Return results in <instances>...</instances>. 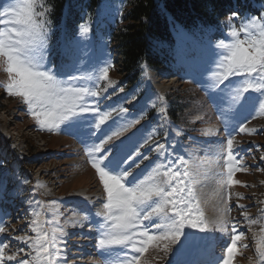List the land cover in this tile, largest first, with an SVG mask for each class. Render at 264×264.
<instances>
[{"label": "rangeland", "instance_id": "obj_1", "mask_svg": "<svg viewBox=\"0 0 264 264\" xmlns=\"http://www.w3.org/2000/svg\"><path fill=\"white\" fill-rule=\"evenodd\" d=\"M12 2L13 0H0V11ZM43 3L48 9L45 18L49 21L43 46L47 54L44 68L53 70L58 79L65 80L66 75H92L95 78L100 69L108 67L107 80H99L95 87L100 94L88 98L89 103L98 102L100 112L126 108L129 119L137 118L143 113L146 118L136 127L142 126L144 135L152 133L157 143L165 144V155L162 157L154 152L155 145L143 149L150 159L144 161L134 175L146 174L157 162L167 164L170 160L177 161L173 167H179L183 172L184 167L179 165L177 158L189 162L192 178L187 187L193 189L208 229L200 231L186 226L167 254L162 251L163 243H167L164 241L160 248L149 247L142 261H147L148 264H185L197 248L205 246L210 232L207 218L213 213L210 207L213 198L210 195L206 201L200 199V192L203 191L201 188L205 186L202 183L208 185L212 173L207 169L212 167L214 156L218 152L222 166L220 180L226 178L222 145L231 136L235 140L237 159L242 160L243 166L248 170L235 173L234 179L240 183L231 188L216 183L219 191L214 200H225L220 208V216L226 223L224 228L227 231L221 233L215 243L221 237L226 238L222 242L226 245L220 247L218 253L219 258H223L225 250L230 246L234 227L235 234L241 235L242 239L237 243L238 254L233 264H257V238L264 229V159H261L264 157V114L258 109L254 110L260 102H264V91L250 90L235 108L230 109L233 87L241 85L245 79L255 78L232 77L231 83L226 81L218 91L210 89L209 85L213 82L212 73L222 71L218 68V63L224 50L218 48L217 44L221 40L231 42L230 33L234 28L238 29L251 19L264 17V4L258 5V13L233 12L222 17L217 25L199 31L189 32L175 23V42L167 66L155 68L145 65L139 77L132 79L125 76L117 51L111 47V28L119 19L123 0H103L92 13L82 12L80 19L70 25L54 24L48 0H43ZM3 27L5 25L0 24V29ZM85 27L90 31L82 35L81 30ZM240 38H244L243 34ZM109 81L112 83L109 84ZM8 82L6 63L0 58V226L6 229L5 233L0 234V243L9 246L6 250L8 254L23 249L18 256L20 259L28 257L30 248L16 238L34 236L32 221L37 217L41 219L42 227L46 226L47 220L52 222L54 219L50 213L64 214L61 217L65 222V217L72 218L75 214L71 208L64 207L65 200L71 196L89 198L94 194L100 199L95 211L101 212L107 196L92 167L87 150L89 143H99L98 139L103 138L101 134L97 133L96 137L88 141L76 134H68L63 125L51 131L47 127L42 128L30 114L28 105L22 98L8 94ZM88 86H92L91 82H88ZM162 86L164 90L160 88ZM161 108L164 109L163 113L159 111ZM113 118L120 119L115 114ZM93 123L91 120L84 121L88 125L85 136L95 130L90 127ZM111 124L112 120L107 121L102 129H107ZM240 125L246 126L250 131L240 132ZM80 141H85L88 145H83ZM80 159L84 160L83 163L77 164ZM226 208L230 210L225 211ZM102 220L98 216L84 219L88 231L84 242L90 243V247L85 248L86 251L91 248L101 253V256L95 257L99 264L104 261L103 255L107 253L121 256L114 257L111 260L113 262L124 259L125 252L128 253V258L135 255L130 248H115L111 252L99 250L98 224ZM253 220L255 224L251 223ZM216 229L213 228L212 231ZM84 236L80 233L68 244L67 264H82L77 262L87 260L85 250L82 249L86 243L81 244ZM194 245L195 248H192Z\"/></svg>", "mask_w": 264, "mask_h": 264}, {"label": "snow or ice", "instance_id": "obj_2", "mask_svg": "<svg viewBox=\"0 0 264 264\" xmlns=\"http://www.w3.org/2000/svg\"><path fill=\"white\" fill-rule=\"evenodd\" d=\"M38 8L41 10H37ZM47 11L43 0H39V3L38 0H13L10 6L0 11V24L5 25L0 29V58L4 59L9 75L8 94L21 97L42 128L47 127L51 131L63 125L68 134H76L88 141L96 137L97 133L101 134L103 138L98 139L99 143L91 142L88 146L92 167L107 196L103 211L96 213L103 218L98 224L97 246L105 252H111L115 248H130L135 253L128 258V253L125 252L124 259L109 261L108 264H148L147 261H142V257L148 253L149 247L160 248L161 243L167 241L162 247V251L167 254L186 226L200 231L208 229L199 201L195 200L193 189L187 187L192 178L189 162L177 158L179 165L184 167L183 172L179 167H173L177 161L170 160L167 164L157 162L146 174L134 175L135 170L150 159L143 149L155 145L154 152L162 157L165 155V144L157 143L152 133L144 135L142 126L136 127L146 118L143 113L137 118L129 119L126 108L100 112L98 102L89 103L88 98L100 94L95 87L99 80H107L108 67L100 69L95 78L92 75H66L65 80L58 79L53 70L44 68L47 62V54L43 50L49 23L45 18ZM89 31L87 27L81 30L82 35ZM241 34L244 38H240ZM230 35L231 42L221 40L217 44L218 48L224 50L218 63V68L222 71L212 73L213 82L209 88L221 90V85L226 81L230 84L232 77L255 78L245 79L241 85L233 87L231 109L250 90L264 91V17L251 19L238 29L234 28ZM73 81L83 83L73 84ZM88 82L92 86H88ZM257 109L264 114V102H260L254 111ZM159 111L163 113L164 109ZM114 114L120 119H114ZM86 120L94 121L90 127L95 131L88 136L84 135L88 126L84 124ZM109 120H112V124L107 129H102ZM239 130L250 131L244 125H240ZM234 144V137L229 136L226 144L222 145L227 173L221 183L227 188L240 183L234 179L237 171L248 170L243 166L242 160L237 159ZM228 210L230 209H225ZM251 223L256 222L253 220ZM32 225L34 236L16 238L29 246L28 257L18 259L23 249L8 254L6 250L9 246L0 243V264H67L58 246L57 235L62 237L67 233L57 227L52 229L49 236L43 230L39 217L32 221ZM5 231V227L0 226V234ZM221 231H227V228ZM235 233L236 229L233 227L231 243L222 258V264H233L238 254L237 243L242 237ZM257 255V264H264V229L257 238Z\"/></svg>", "mask_w": 264, "mask_h": 264}, {"label": "trees", "instance_id": "obj_3", "mask_svg": "<svg viewBox=\"0 0 264 264\" xmlns=\"http://www.w3.org/2000/svg\"><path fill=\"white\" fill-rule=\"evenodd\" d=\"M102 1L48 0L50 17L56 25H70L82 12L92 13ZM123 4L111 28V47L117 51L125 76L137 79L145 65L167 66L175 23L189 32L199 31L233 12L258 13L264 0H123Z\"/></svg>", "mask_w": 264, "mask_h": 264}, {"label": "bare ground", "instance_id": "obj_4", "mask_svg": "<svg viewBox=\"0 0 264 264\" xmlns=\"http://www.w3.org/2000/svg\"><path fill=\"white\" fill-rule=\"evenodd\" d=\"M160 88L163 90L165 89L163 86ZM5 127H6V125H5ZM215 132L217 133V129ZM81 143L83 145L86 144L85 141H83ZM86 145H88V144H86ZM89 145H90V143H89ZM83 147H85V146H83ZM214 157L215 158L213 159L212 167H209V169H207L208 172L212 173V175L210 176V178L208 180L209 183L207 186H206L205 182L202 183L205 186L203 187V189L201 188V190H203L202 193L200 192V199L201 200L206 201V199H208V196H210V195L213 198L210 201V205H211L210 207L212 208L213 213L211 215H209L207 218V221L209 222V225H210V232L208 234L209 236L207 237V240L205 242V246H202L200 249V252L197 254V260H200V261H203L205 258L209 257L212 253L218 254L220 247H223L224 245H226L225 243L224 244L222 243L223 240L226 239L225 237H221L220 240L219 241L217 240L218 242L215 243V240L221 235V233L224 232V231H221V229L224 228L226 223L223 221V218H221V216H220V211H221L220 208L223 207V202H225V200L224 199L219 200V201L214 200L215 194L219 191V188L216 185V183L221 184V182H219V181H221L220 180V174H221V170H222L221 161H220V152L216 153V156H214ZM83 161H84L83 159H80L76 163L81 164V163H83ZM84 172H82V173H84ZM214 185H216V187H214ZM97 197H98L97 194L91 195L89 198L79 197V196H74V197L71 196V198H68L67 200H65L64 201L65 203H63L64 207L65 208H67V207L71 208L72 209L71 211L75 213L72 215L73 216L72 218L65 217V222H63L62 217H61L62 213L60 215H57L56 213L55 214L50 213L49 215H51L54 218V219H52V222H50V220H47V218H46V220H47L46 226L43 227V230L48 231L49 236H51L52 229L57 228V227L62 228L67 233V235L62 236V237L59 236V234H57L58 235V246L61 249V252L63 254V258H66L67 263L69 260V259H67V255H68L67 246L71 241H73L72 239L78 237L79 234L82 233V235H85V236L83 239H81L82 240L81 244L86 243L85 246L82 247V249L85 250L84 256L87 258V260H83L82 262H77V263L99 264L98 260H96L95 257L101 256V253L97 252L95 249L90 248V249H88L89 250L88 252L85 249L86 247L87 248L90 247V243H89V241L84 242L85 237H87V235H88V231H86L87 225H86L84 218H83V217H88V218L93 219L94 217L97 216L96 213L98 211L96 212L95 210L97 209L96 206H99L98 201L100 200V199H97ZM79 210H80V212H79ZM65 214H66V212H65ZM62 215H64V214H62ZM47 216H48V214H47ZM98 218H99V216H98ZM219 221H223L224 223L223 224L218 223ZM59 223L61 225H59ZM213 228H217L216 229L217 231L216 230L212 231ZM75 241H80V240H75ZM118 253H120V252H118ZM103 256H104L103 257L104 261H102L103 264H108L109 261H111L112 259L114 260V257L115 258L121 257L119 254L109 255L108 253H107V255H103Z\"/></svg>", "mask_w": 264, "mask_h": 264}]
</instances>
